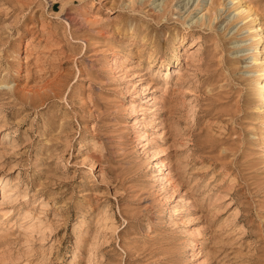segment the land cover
<instances>
[{
  "label": "rangeland",
  "instance_id": "rangeland-1",
  "mask_svg": "<svg viewBox=\"0 0 264 264\" xmlns=\"http://www.w3.org/2000/svg\"><path fill=\"white\" fill-rule=\"evenodd\" d=\"M187 2L0 0V264H264V0Z\"/></svg>",
  "mask_w": 264,
  "mask_h": 264
},
{
  "label": "bare ground",
  "instance_id": "bare-ground-1",
  "mask_svg": "<svg viewBox=\"0 0 264 264\" xmlns=\"http://www.w3.org/2000/svg\"><path fill=\"white\" fill-rule=\"evenodd\" d=\"M190 2H191V0H188V2L185 4V7H188V5L190 4ZM258 83L260 84L261 82H258ZM263 86H264V83L261 85V88H260L261 91L263 90Z\"/></svg>",
  "mask_w": 264,
  "mask_h": 264
}]
</instances>
